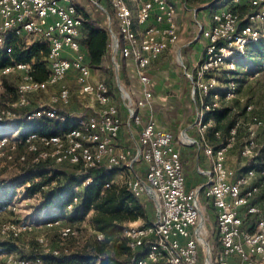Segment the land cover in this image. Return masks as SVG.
I'll return each instance as SVG.
<instances>
[{
	"label": "built area",
	"instance_id": "built-area-1",
	"mask_svg": "<svg viewBox=\"0 0 264 264\" xmlns=\"http://www.w3.org/2000/svg\"><path fill=\"white\" fill-rule=\"evenodd\" d=\"M86 1L106 14L110 58L115 69L119 66L116 60L119 56L136 63L141 98L134 100L120 85L117 74L115 81L116 92L127 113L125 124L139 126L137 145L121 148L116 144L123 124L120 112L112 101L113 93L106 80H92V69L79 42L82 22L73 0H0V54L10 53L8 41L12 36H24L26 44L38 40L48 47L49 66L48 76L43 81L32 78L31 63H13L0 70L1 87L6 74L21 71L23 76L16 89V99L0 103V125L15 128L12 135L8 133L10 128L0 132V171L1 159L15 160L13 152L18 151L19 144L23 149L16 160L19 163L25 162L26 155L30 154L32 164L51 161L57 166H73L77 176L85 175L90 168L115 170L119 173L116 181L126 185L134 196L152 198L157 203L152 222L146 225H133L136 223L133 222L124 228L129 248L143 251L135 264H197L200 250L205 255L204 264L264 261V204L258 202L260 196L264 200V156L259 170L238 174L226 165L225 155L235 140L240 121L230 129L225 143L213 146L205 139V132L213 123L204 119L206 112L235 97L236 83L231 76L225 79V90L221 93L218 89L220 74L223 71L233 74L246 46L264 39V0H221L211 11L207 27L197 21L198 32L206 43L199 61L192 70L185 71L193 84L192 96L198 92V138L185 136L180 141L196 145L199 153L211 163L209 169L203 170L206 176L203 197L207 206L214 209L217 247H212L208 241L199 191L185 188L173 134L159 128L150 116L143 123L139 111L152 98V80L147 70L150 62L172 48L179 38L175 0H108L111 12L99 0ZM71 85L80 97L92 101L94 106L90 112L72 117L60 111L70 103ZM49 90L52 94L48 101L29 109L23 116L24 122L32 123L45 117L63 123L69 118L68 128L58 134L29 130L20 136L23 128L13 126L20 116L18 110L28 108L31 95ZM253 109L251 104L245 107L251 118L247 123L249 136L240 149L244 158L257 156L261 147L255 139V131L261 129L264 133V118ZM215 132L219 137L220 132ZM138 161L145 163L143 177L133 173ZM91 180L86 177L82 185ZM34 195L39 204L41 193ZM76 201L74 198L68 208ZM15 206L16 202L11 200L6 208ZM1 214L2 210L0 236L5 238H18L37 227H60L56 245H50L43 236L35 237L40 249L38 256L26 258L15 252H0V260L7 264H45L42 255L67 256L73 249L69 240L78 238V230L61 225L59 219L37 217L1 222ZM244 217H247L246 225ZM97 238L100 239L101 234H97Z\"/></svg>",
	"mask_w": 264,
	"mask_h": 264
},
{
	"label": "trees",
	"instance_id": "trees-1",
	"mask_svg": "<svg viewBox=\"0 0 264 264\" xmlns=\"http://www.w3.org/2000/svg\"><path fill=\"white\" fill-rule=\"evenodd\" d=\"M99 1L108 12H111L108 0ZM220 1L202 0L208 5V9L213 7L210 9V13ZM81 22L82 29H80L79 42L81 49L86 54L87 63L91 69H103L104 63L111 61L110 36L107 28L105 24L103 25L87 14L83 15ZM8 42L11 47L10 53L7 55L0 54V70L13 63H31L30 75L33 76L32 78L37 81L46 80L49 72L48 47L38 40H32L26 44L24 36H12ZM116 60L118 62V57ZM237 66L242 67L243 71H235V75L240 74L241 76L243 74L247 77L262 71L264 69V39L249 43ZM117 75L120 78V70ZM14 76L19 79L16 84L12 82ZM22 77L21 71H13L3 76L2 103L13 102L16 99V89ZM114 80L116 79L106 80L111 92L116 90ZM236 80L239 82L240 79ZM197 102L199 103L198 98ZM35 108L18 110L20 116L13 126L23 128L20 136L29 130L37 131L40 134H58L68 128L69 118L63 123L45 117H41L32 123H25L23 116L29 109ZM244 112L245 107L237 99H231L228 105H220L219 108L206 112L204 119H210L213 123L205 132L207 142L213 146L225 143L230 129L235 126ZM215 131L220 132L219 137L215 136ZM21 148L22 145L19 144L18 151ZM263 156L264 146L260 148L256 157L247 158L237 173L241 174L250 169L259 170ZM74 169L75 167L69 165H54L51 161H40L28 166V174L39 177V181L27 180L30 184L25 188L24 196L29 197L37 192L41 193L38 206L48 210L47 220L59 219L62 221L61 225L77 228L91 214L88 223L92 235L80 245L75 246L67 256L42 255L44 263L96 264L98 260H102L106 262L105 264H135V259L140 258L143 251L141 249L132 251L128 246V237L123 235V231L129 223L141 221L143 225H146L154 220L155 215L152 220L149 217L148 203L143 202L141 197L134 196L126 185L119 180L116 181L115 170H106L103 167L90 168L85 175L77 176L74 174ZM86 177H90L92 180L82 185V181ZM106 183L109 185L104 187ZM46 186L47 188H44ZM75 187H77L76 190ZM4 190L0 189V210L2 211L6 209L12 199V192ZM74 198L77 199L76 203L68 208ZM248 217L253 220V217ZM244 218L246 225L247 217ZM97 234H101L100 239L97 238ZM37 244L35 245L38 247ZM0 252L18 253L17 247L9 241L1 242ZM38 255H40V249L35 247L29 255L22 256L33 258ZM202 257L203 253L200 250L197 264H204Z\"/></svg>",
	"mask_w": 264,
	"mask_h": 264
},
{
	"label": "crops",
	"instance_id": "crops-1",
	"mask_svg": "<svg viewBox=\"0 0 264 264\" xmlns=\"http://www.w3.org/2000/svg\"><path fill=\"white\" fill-rule=\"evenodd\" d=\"M201 0H175L177 9V23L179 38L176 44L167 50H164L159 56L152 60L148 66V74L151 78V92L152 98L148 100L145 107L139 109L142 115V122L144 123L150 116L154 119L156 125L165 130L170 131L174 136L175 147L180 154L181 165L185 178V188L187 190L197 189L200 193V202L202 208H209L203 197V186L206 181V176L203 170L211 167L210 161L202 154L199 153L196 145L189 142L182 143L181 137L198 138L197 134V107L193 100L191 92L190 80L186 77L185 71L192 70V67L199 61L203 54L206 39L201 36L196 29L197 21H200L204 27H207L210 22V9L193 10L191 12L188 8L192 7L194 2ZM77 6V11L82 19L84 14L90 16L89 4L84 0H73ZM202 2V1H201ZM205 4V3H204ZM186 7H185V6ZM187 6H190L187 8ZM206 6V5H203ZM81 9V10H80ZM97 9V8H96ZM99 11V9H97ZM91 17V16H90ZM196 23V24H195ZM180 56V62L179 58ZM106 62V61H105ZM120 67L116 70L111 61L104 63L103 69H92V80L105 79L109 69H113L115 73L120 70V81L122 86L128 89L133 99H139L142 96L141 86L137 76L136 63L131 59L118 57ZM114 73V77L115 74ZM254 75H257L255 73ZM253 75V76H254ZM112 101L117 106L119 117L122 121L121 129L118 133L116 144L121 148H132L138 143L139 126L131 125L128 127L125 124L127 117L126 109L120 99V96L115 91L112 92ZM88 112L91 110V105L88 107ZM258 110V109H257ZM253 112L264 118V108L260 112ZM240 124L238 129L247 124L242 119H239ZM239 132V131H238ZM264 136L261 129H256L255 139L259 141L260 137ZM237 137V136H236ZM236 139L225 155V163L227 166L238 171L243 166L247 158L240 155H234V145ZM145 172V163L138 161L134 166V175L143 177ZM119 174V173H118ZM116 173L115 177H118ZM23 199V198H21ZM258 202L264 204L263 197L258 198ZM214 211V209H212ZM213 224L215 233L214 239L216 240V217L214 213ZM207 231L211 229V224H207ZM208 241H209V236ZM210 243V242H209ZM211 245V244H210ZM212 247H217V242L212 243ZM253 264H264V261L256 260Z\"/></svg>",
	"mask_w": 264,
	"mask_h": 264
},
{
	"label": "rangeland",
	"instance_id": "rangeland-1",
	"mask_svg": "<svg viewBox=\"0 0 264 264\" xmlns=\"http://www.w3.org/2000/svg\"><path fill=\"white\" fill-rule=\"evenodd\" d=\"M86 2V0H84ZM202 1V0H201ZM194 2V4H192V7L188 8V10H190L191 12H193V10H201V9H207L208 5L204 4L203 2ZM90 5L89 7V11H90V16L98 21H100L103 25L105 24L106 21V14H104L103 11L97 10V6L94 5L93 3L87 1ZM219 4V3H218ZM206 5V6H203ZM185 6V5H184ZM186 7V6H185ZM97 8V9H96ZM213 7H210V9ZM200 22V21H199ZM196 24V23H195ZM196 29L198 30V26L196 24ZM179 58V62L181 61L180 56H178ZM236 71H243L242 67H238L236 69ZM114 71L113 69H109L108 74L105 77V80H110V79H114ZM117 74V73H115ZM116 76V75H115ZM228 76H231V78L234 79L235 83H236V94L235 97L233 99H237L239 101V103L241 105H243L244 107H246L247 104H251L254 109H256V112H260L261 108L263 110L264 108V69L260 72L257 73V75H252V76H245V75H241L240 74H228L225 71H223L220 74V78H219V84L220 86L218 87V89H220L221 93L225 90V86H224V82H226L225 79L228 78ZM97 77L99 78V75H97ZM114 77V78H112ZM97 78V79H98ZM236 79H240L239 82ZM12 82H15V84L17 83V81L19 80L17 76L12 77ZM115 81V80H114ZM120 85L122 86L121 81L119 80ZM191 83V91L193 88V84ZM115 87H116V81H115ZM123 87V86H122ZM127 92L128 89H126L125 87H123ZM3 88L0 86V103H2L1 100V94H2ZM71 91H72V95H71V99H70V103L64 107H61L60 111L63 113H68L67 115H72L75 116L78 113H87L88 112V108L90 105L94 106L92 101L90 99L87 98H83L80 97L76 91H75V86L71 85ZM130 93V92H129ZM51 91H47V92H43V93H39V94H33L31 95L30 98V104L28 106V108H33V107H38L39 105H44L50 95H51ZM197 95L198 92L195 91V94L193 96V100L195 102V105L197 107V109L199 108V103L197 102ZM229 101H223L220 105H228ZM253 109V110H254ZM258 109V110H257ZM243 121H245L246 123L250 122V113L249 112H244V114H242V116L239 117V119H242ZM9 126V125H7ZM6 125H0V132L3 131V129L5 128H10V131H8V133H10L11 135L14 133L15 128L14 127H7ZM247 124L245 125V127L242 125L239 129H238V134L236 137V143L233 147L234 149V155L235 156H239V151H241V147L243 145V143L246 141V139L249 136V131L247 128ZM259 147L264 146V136L261 135L259 141H257ZM23 152V149L21 148L19 151H15L13 152V157L15 160H9V159H1V163H2V169L0 171V189H5L4 191L6 192H12L11 200H14L16 202V206L14 209H5L4 211H2L1 214V222H7V221H22V220H26V219H33V218H42V219H47L46 217L48 216V210L41 208L40 206H38V202L39 199L37 197H31L30 199H25L24 194H25V188L30 184L29 181L27 180H34V181H39V177H35L32 175H30V173L28 174V166L32 165L31 160H32V155L27 154V160H25V162L23 163H19L17 162V157L18 155H20V153ZM26 181V182H25ZM23 198V199H21ZM141 200L145 203H148L147 207L149 208V217H151V220L154 218V215L156 216V212H157V203L155 202L154 199L152 198H148L146 199V197L142 196ZM202 212L203 215L205 216L206 220H207V224H211V229L209 230L208 236L209 237V242L212 245V243H216V240L214 239V225L213 224V217H214V211L212 209L209 208H202ZM91 214H89L85 220L77 226V230H78V238H73L71 240H69V244H71V247H75L80 245L86 238H89L92 235L91 232V228L89 227V223H88V219L89 216ZM141 221H137L136 223H133V225H139L141 224ZM60 227H37L35 230H33V232L31 233H25L22 234L21 237L19 239H13V238H5L4 236H0V244L1 242L4 241H9L11 242L13 245H15L17 247V252L16 254L18 255H24L27 256L29 255L33 249L37 247L34 243L35 242V237L36 236H43L44 238L47 239L48 243H50V245H56L58 243V231H59ZM208 228V227H207ZM202 251V250H201ZM203 253V252H202ZM204 254H203V260H204ZM212 258V255H211ZM202 262V261H201ZM204 262V261H203ZM106 262H103L102 260H98V262H96V264H105ZM0 264H7L6 262L4 263L3 261L0 260Z\"/></svg>",
	"mask_w": 264,
	"mask_h": 264
}]
</instances>
